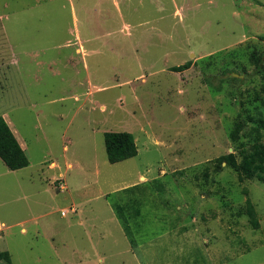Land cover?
Instances as JSON below:
<instances>
[{"label":"rangeland","instance_id":"obj_1","mask_svg":"<svg viewBox=\"0 0 264 264\" xmlns=\"http://www.w3.org/2000/svg\"><path fill=\"white\" fill-rule=\"evenodd\" d=\"M0 115L29 161L0 160L10 264H264V179L214 161L264 143V0H0Z\"/></svg>","mask_w":264,"mask_h":264},{"label":"trees","instance_id":"obj_2","mask_svg":"<svg viewBox=\"0 0 264 264\" xmlns=\"http://www.w3.org/2000/svg\"><path fill=\"white\" fill-rule=\"evenodd\" d=\"M254 57V56H252ZM257 62V68L262 64L261 58H253ZM192 62L186 61L183 64L171 66L169 69L176 72H181L188 69ZM242 114H238V121L236 122L230 137L232 140L238 138L239 132L246 126L245 120ZM249 119H252L249 117ZM256 126H253V130L256 133L255 139L261 136V130H264V116L255 118ZM105 152L108 162L116 163L129 158L134 157L137 154V147L134 142L133 135L126 131L114 132L108 131L103 135ZM240 162L237 161L235 153H227L220 155L214 159L217 166H221L223 162L226 165L233 167L240 180L257 178L259 180L264 179V143L257 142L251 144L250 150L243 149L240 151ZM0 159L10 170H17L26 167L29 163L25 151L21 148L16 137L8 126L7 122L0 115ZM135 186V185H134ZM124 188L123 191H129L130 188ZM247 203L251 206L250 200L247 199ZM116 209L120 211L119 220L122 221L126 234H129L128 227L123 221L126 218L121 213L122 206H117ZM255 226L257 222L253 223ZM0 262L10 264V256L6 250H0Z\"/></svg>","mask_w":264,"mask_h":264},{"label":"crops","instance_id":"obj_3","mask_svg":"<svg viewBox=\"0 0 264 264\" xmlns=\"http://www.w3.org/2000/svg\"><path fill=\"white\" fill-rule=\"evenodd\" d=\"M82 40H80V47H81V44H82V42H81ZM12 130V132L14 131V132H16L13 128L11 129ZM13 132V134H14V136L16 137V139H17V141H18V143L20 144V146H21V148L24 150V146H25V144H24V140L20 137V136H18L17 134V132L16 133H14ZM25 151V150H24ZM130 159V158H129ZM1 160V159H0ZM127 160V159H126ZM124 161V160H123ZM54 165L55 166V162H51L50 163V166L51 165ZM5 165V164H4ZM6 166V165H5ZM51 167H53V166H51ZM62 210H64V208L62 209ZM29 220H31V218H26V219H24V218H22L20 221H18V222H15V223H13V225H17V224H20V225H22L21 226V229H20V232L21 233H26V231H27V229H26V227H25V225H23V224H25V223H27ZM110 222H112V221H114V222H116L115 223V227L118 229V227H119V225L121 226V222H120V220H119V218H109L108 219ZM79 223H81V221H79ZM121 223V224H120ZM123 226V225H122ZM121 226V227H122ZM7 227H5V229H6ZM119 231H120V233H122L123 235H125V230H124V226L121 228V230H120V228H119ZM1 237V236H0ZM127 237V236H126ZM0 250H5V249H0Z\"/></svg>","mask_w":264,"mask_h":264},{"label":"built area","instance_id":"obj_4","mask_svg":"<svg viewBox=\"0 0 264 264\" xmlns=\"http://www.w3.org/2000/svg\"><path fill=\"white\" fill-rule=\"evenodd\" d=\"M69 211H70V212H74L73 207H70V208H69ZM66 213H67V210H62V211H61V214H62V215H63V214H66Z\"/></svg>","mask_w":264,"mask_h":264}]
</instances>
